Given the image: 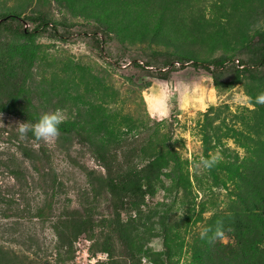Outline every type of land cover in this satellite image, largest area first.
<instances>
[{
  "label": "trees",
  "instance_id": "1",
  "mask_svg": "<svg viewBox=\"0 0 264 264\" xmlns=\"http://www.w3.org/2000/svg\"><path fill=\"white\" fill-rule=\"evenodd\" d=\"M191 1L75 0L74 3L79 2L81 14L94 15L93 11L100 6L107 8L116 2L117 8L121 9L119 13L128 20L135 12L128 8L137 3L148 8L149 15L153 14L159 26L168 24L169 20L172 22L171 8ZM228 1L220 0L214 15L224 14ZM166 10L170 13L167 16ZM48 14L40 13L38 18L15 12L0 14V114L16 116L21 123L34 124L45 114L33 104L32 98L36 94L55 93L59 102L70 99L63 106L64 110L67 107L74 109L72 104L79 102L81 97L74 90L73 79L69 80L58 70L57 73L52 71L48 79L40 78L39 84L32 83L36 75L45 76L38 72L37 39L49 35L51 39L68 42L73 38L70 27L74 23L61 21L60 25L65 28L60 32L55 25H50ZM25 23H32L33 27L28 29ZM82 27L81 32L89 36L100 51L97 44L100 28L89 27L88 23ZM89 30L95 32L89 33ZM101 32L107 36L105 31ZM135 33L141 32L136 30ZM259 35L256 44L245 45V52L251 53L253 59H242V69L235 68L234 57L229 59L230 62L219 58L201 64L190 56L175 58L182 67L190 60L196 69L211 72L213 85L217 88L231 87L241 81L242 75L252 82H262L264 34ZM155 53L154 57L144 61L145 65L132 60L130 80L138 85L148 84L171 75L169 69L157 72L145 69L144 66H152L160 56V52ZM175 58H164L163 68L176 62ZM40 60L46 65L52 61L46 57H40ZM59 62L69 63L67 58H61ZM224 62H229L227 67ZM208 64L220 69L210 71ZM81 78L88 79L86 76ZM89 78L92 81L94 76L89 75ZM42 82L49 83L50 88L40 85ZM66 112L68 116L60 125V136L53 141V146L65 155L75 146L84 148L97 163L96 168L82 167L84 186L78 192L80 208L64 206L55 212L56 197L63 182L54 166L53 152L47 149L45 142L35 140L31 133L25 139L7 133L6 140L15 145V150L5 167L12 180L21 187L38 190L42 195L32 217L42 225L50 223L55 241L51 247L53 261L40 263L9 248L0 232V264H71L75 257L74 243L80 235H85L90 243V264H264V143L258 140L253 148L243 143V155L226 148L214 167L196 172L189 169L186 159L180 158L168 133L148 141H143V137L140 141L127 137L140 128L134 121L126 119L127 127L123 132L119 131L115 116L106 113L102 104L77 106L74 111ZM205 119L204 129L213 122L207 116ZM202 138L205 159L210 157V145L212 148L218 146L219 137L216 134L211 137L205 130ZM206 188L213 191L215 200L203 197L204 201L195 202L193 189L203 192ZM220 193L224 196L218 200ZM5 195L0 194V205L9 206L13 196L5 199ZM178 200L185 208L176 219ZM101 201L105 202L106 213L99 210ZM207 213L209 215L205 216ZM3 215L9 218L7 214ZM198 224H201L200 230L194 231ZM218 226L223 227V238L210 239ZM204 228L213 231L209 238L201 239L200 232ZM9 231L8 241L22 246L25 251H32L36 245L33 253L37 254L40 247L32 234L24 237V231L14 227Z\"/></svg>",
  "mask_w": 264,
  "mask_h": 264
},
{
  "label": "rangeland",
  "instance_id": "2",
  "mask_svg": "<svg viewBox=\"0 0 264 264\" xmlns=\"http://www.w3.org/2000/svg\"><path fill=\"white\" fill-rule=\"evenodd\" d=\"M74 2L75 0H0V14L15 12L21 16L32 14L38 18L40 13H49L50 25H55L60 32L65 28L60 25L61 21L74 23L70 27L73 38L68 42L51 39L49 35L37 39L40 65L38 72L45 76L36 75L32 80L34 85L40 83V78L48 79L53 72L63 73L69 80L73 79L74 90L81 96L79 102L72 104L74 109L94 103L104 105L106 113L115 116L119 131L123 132L127 127L126 119L135 122L140 131L127 135L135 140L140 141L143 137V141H148L147 139L160 138L161 134L168 133L175 150L181 159L188 161L191 171H194L195 164L204 159L202 137L205 130L211 137L215 134L219 137L218 146L209 147L210 156L216 153L222 156L226 148L243 155L244 144L248 143L247 146L253 148L258 140L264 143V105L255 103V98L264 93V81L252 82L242 75L241 81L231 87L217 88L213 85L211 72L196 69L190 64V60L183 67L180 62L178 65H169L168 69L172 73L167 79L150 81L148 84L138 85L129 76L133 71L132 60L145 65L144 61L148 57H154L157 54L155 52H160V56L153 61V69L150 71L156 72L163 70L162 61L166 57L190 56L198 64L219 58H226L230 62L229 59L234 57V66L236 59L239 63L242 59H253L252 54L246 53L244 47L247 43L256 44L259 34H264V0H230L226 2L225 13L218 15L214 14L216 7L221 4L220 0H192L191 3L171 8V14L166 10L165 15L169 13L172 22L169 20L168 24L159 26L153 14L149 15L148 8L137 3L128 8L135 11L128 20L119 13L121 9L117 8L116 2L107 8L100 6L97 11H93L94 15L81 14L78 11L79 2ZM85 23L89 27L94 25L100 28L97 32L100 51L88 39L89 36L81 32ZM25 24L28 29L33 27L32 23ZM136 30L141 33L136 35ZM101 31H105L107 36L104 37ZM93 32L95 31L89 30V33ZM239 54L242 55L238 56ZM40 57L51 58V64H44ZM61 58H67L69 63L59 62ZM212 66L219 69L214 64ZM224 66L227 67L226 64ZM89 75L94 76L92 81ZM57 82L61 83L60 80ZM40 85L50 88L49 83L42 82ZM165 97L166 104L162 102ZM249 98L251 102H248ZM32 101L42 112L61 111L65 119L68 116L67 110L74 111L68 107L64 110L63 106L71 100L59 102L55 93L36 94ZM205 116L213 122L204 129ZM17 123L21 121L16 116L0 114V134L3 133L0 137V194H6L5 199H10L8 197L11 194L13 196L11 205H0L2 240L6 241L9 248L29 259L40 263L45 260L52 262L51 247L55 238L50 223L42 225L32 217L42 195L38 190L21 187V184L12 180L5 167L15 148L11 141L6 140V135L18 134ZM45 145L53 152V163L63 182L56 197L55 212L58 213L64 206L79 209L78 192L84 186L82 167L96 168L97 163L84 148L75 146L65 155L53 146V141L45 142ZM36 147L37 145L33 148ZM193 195L196 197L195 202L215 200L213 191L207 188L203 192L193 189ZM223 196L220 193L217 199L220 200ZM184 208L178 200L176 219ZM99 210L107 212L104 201H101ZM3 213L9 218H5ZM11 227L24 231V237L25 234H32L36 238L40 247L37 254L33 253L37 249L36 245L32 251H25L22 246L8 241ZM200 227L201 224L196 225L194 231H199ZM81 236L83 235L77 238ZM89 244L88 241L79 252H75L71 264L91 263L89 257L85 259Z\"/></svg>",
  "mask_w": 264,
  "mask_h": 264
},
{
  "label": "clouds",
  "instance_id": "3",
  "mask_svg": "<svg viewBox=\"0 0 264 264\" xmlns=\"http://www.w3.org/2000/svg\"><path fill=\"white\" fill-rule=\"evenodd\" d=\"M235 62H236L235 67H237L239 69H242L244 67V65L239 63L238 60H235ZM174 63H179V62H177V61L173 62V64H172L173 66L175 65ZM228 63L229 62H224V64H226V65ZM185 64H187V63H185ZM233 64H234V62H233ZM144 67L147 70L153 69V67H151V66L150 67L144 66ZM210 68H212V70L214 69V67L212 65L209 66V69ZM166 69H168V66L163 68V70H166ZM219 69H220V67H219ZM162 102L164 104H166L167 98L165 97ZM248 102H251L250 98H249ZM255 103L259 104V105H264V93H261L260 95H258L255 98ZM64 120H65V115L59 110L53 111L50 113H45L34 124H31L28 122L17 123L18 135H19L20 139H25L28 136V134L31 133L32 137L37 141H44V142L54 141L55 139H57L60 136V125L64 122ZM221 159H222V156L219 153L213 154L209 158L202 159L197 164H195L194 165V171L200 172L203 170L211 169L218 162H220ZM212 231L213 230L211 228H204L200 232L201 239L209 238V233ZM223 236H224L223 227L218 226L214 231V235L210 239L219 240V239H222ZM76 241H77V239H76ZM76 241L74 243L75 252H77ZM87 255H88V253H87ZM87 258H88V256H87ZM87 258H85V259H87Z\"/></svg>",
  "mask_w": 264,
  "mask_h": 264
},
{
  "label": "built area",
  "instance_id": "4",
  "mask_svg": "<svg viewBox=\"0 0 264 264\" xmlns=\"http://www.w3.org/2000/svg\"><path fill=\"white\" fill-rule=\"evenodd\" d=\"M176 65H178V63H175ZM83 244H88V241L85 239V237L81 236L79 238H77L76 241V246H77V252H79V250L82 248ZM87 252H86V258H87Z\"/></svg>",
  "mask_w": 264,
  "mask_h": 264
}]
</instances>
